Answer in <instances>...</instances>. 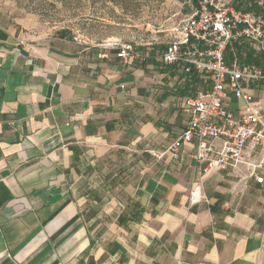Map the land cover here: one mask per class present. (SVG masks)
I'll use <instances>...</instances> for the list:
<instances>
[{"label":"crops","instance_id":"1","mask_svg":"<svg viewBox=\"0 0 264 264\" xmlns=\"http://www.w3.org/2000/svg\"><path fill=\"white\" fill-rule=\"evenodd\" d=\"M171 28L105 60L0 0V264H264V184L168 151L205 87L161 58Z\"/></svg>","mask_w":264,"mask_h":264},{"label":"built area","instance_id":"2","mask_svg":"<svg viewBox=\"0 0 264 264\" xmlns=\"http://www.w3.org/2000/svg\"><path fill=\"white\" fill-rule=\"evenodd\" d=\"M189 1L193 13L174 26V39L161 58L186 76H202L205 87L184 97L188 121L168 151L176 155L180 143L192 144L193 157L206 172L244 166L248 178L264 184V68L226 57L227 48L238 40L264 52V13L237 9L234 0ZM73 39L97 47L99 59L115 55L134 62L148 57L126 40L91 42L79 32Z\"/></svg>","mask_w":264,"mask_h":264},{"label":"rangeland","instance_id":"3","mask_svg":"<svg viewBox=\"0 0 264 264\" xmlns=\"http://www.w3.org/2000/svg\"><path fill=\"white\" fill-rule=\"evenodd\" d=\"M32 24L55 32L68 28L89 40L119 37L128 41L165 42L172 29L193 12L189 0H1ZM258 53H264L259 52ZM262 65L252 64L264 68Z\"/></svg>","mask_w":264,"mask_h":264},{"label":"trees","instance_id":"4","mask_svg":"<svg viewBox=\"0 0 264 264\" xmlns=\"http://www.w3.org/2000/svg\"><path fill=\"white\" fill-rule=\"evenodd\" d=\"M234 6L237 9L242 10H253L255 12L264 13V9L257 0H234ZM234 56L239 57L241 62L245 65L247 64H257L262 65V60L264 59V53H258L253 49L248 41L238 40L233 42L226 50L227 61L231 62ZM194 74V73H191Z\"/></svg>","mask_w":264,"mask_h":264}]
</instances>
